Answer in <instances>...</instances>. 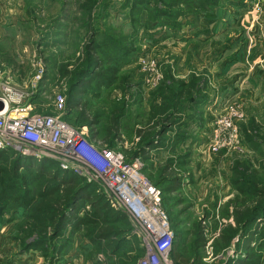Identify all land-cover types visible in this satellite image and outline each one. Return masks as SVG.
I'll return each mask as SVG.
<instances>
[{
    "label": "rangeland",
    "instance_id": "374dc122",
    "mask_svg": "<svg viewBox=\"0 0 264 264\" xmlns=\"http://www.w3.org/2000/svg\"><path fill=\"white\" fill-rule=\"evenodd\" d=\"M191 1L93 0L89 14L80 8L83 0H0V79L9 78L16 90L28 91L30 82L39 77L37 94L24 98L21 106L31 105L32 114L58 115L62 111L55 98L63 95L62 117L75 119L78 110L68 112V81L59 70L72 69L87 46L96 45L103 67L117 61L119 73L114 83L102 85L95 78L85 89L81 102L98 120L94 137L86 126L85 131L90 141L104 143L113 126V109L123 103L114 146L130 153L140 147L138 131L148 124L151 107L160 105L175 82L195 79L189 98L177 106V124L169 128L163 146L147 154L143 169L154 179L168 159L178 164L172 171L181 186L163 198V209L176 231L173 264H225L234 257L233 244L223 253L220 241L216 259L212 254V260L203 262L207 250L205 246L202 251L195 249L193 236L195 226H201L212 248L225 226L234 227L229 203L238 197L232 184L235 162H246L250 172L264 178L263 85L245 88L239 73L230 70L235 65L231 61L247 48V32L242 24L236 26L237 15L254 1L221 0L208 11L198 6H206L208 0ZM164 86L168 89L158 93ZM227 118L238 138L231 149L213 151V132ZM251 120L260 128L252 144L245 139ZM23 218L20 211L0 220V264H49L38 252H20L14 234ZM262 222L256 228L257 238L247 246L251 262L249 256L243 258L248 264H264ZM132 231L131 227L129 244L122 252L127 253L123 260L128 264H136L129 259L135 252L143 255L141 241ZM198 254L201 260H196ZM117 259L110 261L79 233L54 264H110Z\"/></svg>",
    "mask_w": 264,
    "mask_h": 264
},
{
    "label": "trees",
    "instance_id": "16d2710c",
    "mask_svg": "<svg viewBox=\"0 0 264 264\" xmlns=\"http://www.w3.org/2000/svg\"><path fill=\"white\" fill-rule=\"evenodd\" d=\"M188 1L192 4L191 0ZM220 3L221 0H208L206 6H198L201 10L208 11L218 7ZM92 5L93 0H83L80 8L90 14ZM98 51L96 45L87 46L72 69L62 67L59 70L61 77L68 81V112L78 110L75 119H70V116L65 119L74 126H86L92 137L93 127L98 125V120L95 115H89L87 105L81 102L82 95L95 78L106 85L114 83L119 73L117 61H113V66L107 69L103 67L101 59L97 57ZM194 84L195 79L175 82L174 87L162 97L160 105L151 107L148 124L138 131L140 147L134 153L123 151L134 157L139 156L143 162L149 160L147 154L162 147L169 128L177 124V106L181 99L189 98L195 88ZM163 88L168 89L166 86L160 87L157 92L161 93ZM122 105L123 103L118 105L121 107H114L113 126L103 141L109 147H114L118 137V118L124 112ZM151 122L153 123L150 124ZM259 129L253 120L248 123L245 135L248 143L252 144L253 138L259 137ZM177 165L176 160L168 159L158 169L154 179L146 175L143 169L150 182L160 190L162 207L163 198L177 192L181 186V179L172 171ZM232 184L238 197L241 196L229 203L233 208L230 217L234 227L227 225L221 230L213 241L212 254L214 257L218 254L220 241L223 243V253L233 244L234 257L229 258L225 264H248L243 260L244 256H249L250 263L253 255L248 253L247 246L257 238L259 232L256 228L264 220V178L258 179L256 172H250L246 162H235L232 167ZM20 211L24 218L15 227L14 239L21 253L35 251L49 264H54L69 248L73 237L80 233L84 240L96 250H101L110 261L118 257L110 264H128L123 260L127 253L122 252L129 244L131 224L124 213L110 206L105 196L98 192L96 184L88 183L71 171L61 170L50 159L35 160L9 149L0 150V220ZM170 225L175 231V226ZM193 237L194 248L202 251L207 241L201 226H195ZM136 253L129 259L137 264L141 254H138L140 251ZM199 256L200 254L196 260H201Z\"/></svg>",
    "mask_w": 264,
    "mask_h": 264
},
{
    "label": "built area",
    "instance_id": "2783aa9c",
    "mask_svg": "<svg viewBox=\"0 0 264 264\" xmlns=\"http://www.w3.org/2000/svg\"><path fill=\"white\" fill-rule=\"evenodd\" d=\"M38 80L33 79L30 89L22 91L16 90L9 78L0 79V149L35 160L50 159L61 170L96 184L110 206L126 215L132 233L141 241L143 255L137 264H173L174 231L162 207L160 190L143 173L142 159L126 154L120 147L90 141L85 127L64 120L63 95L55 98L62 111L58 115L32 114L31 105L22 107L24 98L37 94ZM212 136L213 151L231 149L238 138L231 118L221 119ZM205 249L203 262H209L213 257L211 240Z\"/></svg>",
    "mask_w": 264,
    "mask_h": 264
},
{
    "label": "crops",
    "instance_id": "0c3cea01",
    "mask_svg": "<svg viewBox=\"0 0 264 264\" xmlns=\"http://www.w3.org/2000/svg\"><path fill=\"white\" fill-rule=\"evenodd\" d=\"M253 1V4L246 3V9L237 15L236 26L242 24L243 30L247 32L244 34L247 48L239 52L237 60L231 61L235 65L230 70H233L232 74L239 73V78L244 81L243 87L250 89L255 85H263L264 92V0ZM198 26L202 27V24ZM210 27H213V22Z\"/></svg>",
    "mask_w": 264,
    "mask_h": 264
},
{
    "label": "water",
    "instance_id": "95a60500",
    "mask_svg": "<svg viewBox=\"0 0 264 264\" xmlns=\"http://www.w3.org/2000/svg\"><path fill=\"white\" fill-rule=\"evenodd\" d=\"M2 108H3L2 105H0V110H2Z\"/></svg>",
    "mask_w": 264,
    "mask_h": 264
},
{
    "label": "bare ground",
    "instance_id": "6f19581e",
    "mask_svg": "<svg viewBox=\"0 0 264 264\" xmlns=\"http://www.w3.org/2000/svg\"><path fill=\"white\" fill-rule=\"evenodd\" d=\"M14 116V114H11V117H13Z\"/></svg>",
    "mask_w": 264,
    "mask_h": 264
}]
</instances>
